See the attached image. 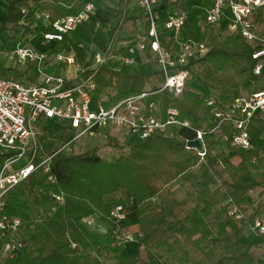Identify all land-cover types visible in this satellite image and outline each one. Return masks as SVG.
I'll return each mask as SVG.
<instances>
[{"label": "trees", "instance_id": "obj_1", "mask_svg": "<svg viewBox=\"0 0 264 264\" xmlns=\"http://www.w3.org/2000/svg\"><path fill=\"white\" fill-rule=\"evenodd\" d=\"M7 1V17L0 33L8 32L11 36L19 29L20 35L14 37L19 42L33 32L31 26L38 11L53 22L77 13L87 0ZM186 1L155 0L151 8L161 22L176 10H185ZM141 19L145 21L148 35L150 20L144 9L138 16L116 10L107 39L93 37L91 44L104 53L114 45L112 54L120 53L126 58L127 49H116V46L120 42L141 39ZM28 20L31 21L27 26L21 23ZM254 24L257 34L264 39V8L256 10ZM224 32L225 28L218 24L203 27L200 41L209 47V53L190 60L187 67L191 76L178 97H172L157 85L165 81L159 70L129 74L100 66L78 75L77 78L92 76L97 85L94 96L107 99L105 105L146 89L157 91L154 99L163 113L170 106L177 107L181 120L188 118L194 129L206 132V155L202 158L197 148L186 147V140L196 136L194 130L172 127L168 135L129 140L128 151L119 148L120 152L109 159L99 156L96 150L58 157L51 169L64 193L63 203L58 204L38 193L51 186L41 172L33 173L5 196L2 216L21 217L24 220L21 234L27 241L5 264H107L106 261L113 264H255L227 207L231 201L243 212L250 191L262 187L260 195H264L262 183L248 166V159L258 157L259 152L235 148L230 153L213 152L212 147L231 130L223 127L214 131L213 114L203 96L210 94L211 85L220 82L216 104L225 109L240 96L241 89L248 90L260 77L254 74L253 46L237 33L225 35ZM159 41L163 48L176 54L186 39L163 29ZM8 50L6 46L2 49ZM14 70L0 62L1 75ZM228 70L236 71L242 80H220L219 74ZM25 72L32 82L38 78L33 64H28ZM110 140L111 144L119 146L116 140ZM237 156L240 161L234 163ZM6 158V154L0 153V166ZM123 189L132 196L131 210L136 213L141 235L137 244L145 250L146 261L127 254L124 244H120L112 232H99L82 223L90 216L107 219L115 206L126 205L125 199L118 197ZM255 216H264V204L257 205ZM72 244L83 252L69 254ZM2 245L0 237V250Z\"/></svg>", "mask_w": 264, "mask_h": 264}, {"label": "built area", "instance_id": "obj_2", "mask_svg": "<svg viewBox=\"0 0 264 264\" xmlns=\"http://www.w3.org/2000/svg\"><path fill=\"white\" fill-rule=\"evenodd\" d=\"M95 2L96 0H87L77 13L53 22L46 14L36 16L31 26L33 32L17 41L8 51H2L6 45L0 42V58L12 61V66L33 64L38 72V78L34 82L0 74V153L7 155L0 166V237L3 240L0 264H5L27 245L26 238L21 234L24 220L21 217L2 216L6 194L33 173L41 172L51 186L46 190H39L38 193L58 204L63 203L64 193L57 177L52 173V163L63 156L65 150L78 139L85 136L95 137L107 130L111 137L121 136L131 141L149 140L171 134L172 127H186L194 130L196 134L193 139L186 140V147L190 148L187 145L189 141L199 139L202 141L203 151L198 152L202 158L206 155V132L194 129L188 118L181 120L177 107L170 106L163 113L154 99L157 91L146 89L140 94L105 105L107 99L94 96L97 85L92 76L81 75L77 78L87 70L106 66L108 59L113 56L112 51H97L92 59V66L80 69L74 76L49 70L58 63L75 65L74 56L65 55V50L41 49L32 45V42L35 39L45 45L64 42L66 35L74 32L95 12ZM154 2L155 0H138L141 8L148 14L150 30L141 39L142 42L129 46L128 51L134 52L137 44L142 50L149 46L156 54L160 72L165 79L159 85L160 89L172 97H178L183 93L191 76V70L187 67L190 60L204 57L208 49L200 39L191 38L186 39L176 54L163 48L159 41L161 31L169 29L179 37L186 24L188 12L177 10L160 22L159 16L151 8ZM259 8H264V0H211L205 8L203 20L207 25L223 26L230 34H239L247 44L253 46L252 57L256 60L254 74L262 78L264 39L257 34L254 24V16ZM30 21L21 23L27 26ZM130 62L132 61L129 58L126 59L127 64ZM5 66L9 67V64ZM203 98L206 107L213 114L216 124L214 131L223 127L231 130L229 135H222L221 141L243 152L258 150L259 155L253 157V161L264 163V87L249 95L238 96L225 109L217 106L215 96L206 93ZM50 124L60 128L61 132L70 133V138L58 150L48 153L44 150L40 137ZM257 140L262 145L256 144ZM227 210L228 215L234 219L244 216L231 201ZM128 213V207L119 204L111 210L107 218L112 224L111 232L120 244L138 243L141 237L140 234L133 235L123 230L122 224L127 221ZM97 220L99 219L95 216H90L84 218L82 223L93 228ZM252 226L259 234L264 235V218L253 217ZM70 248L76 250L78 246L72 244Z\"/></svg>", "mask_w": 264, "mask_h": 264}, {"label": "rangeland", "instance_id": "obj_3", "mask_svg": "<svg viewBox=\"0 0 264 264\" xmlns=\"http://www.w3.org/2000/svg\"><path fill=\"white\" fill-rule=\"evenodd\" d=\"M205 1V0H190L189 4H194L196 6V4H200ZM97 2V1H96ZM137 2V6L141 7L138 3V0H136ZM132 4V2H130ZM199 5V6H200ZM128 6V5H126ZM132 6V5H131ZM139 7H135V10L133 11L132 15L133 16H138L142 10V8ZM177 11V10H176ZM195 13H197V11L195 10ZM6 12H4V15L2 17V20L0 19V28L2 27L5 19H6ZM200 17V16H199ZM204 17V16H203ZM141 24H140V30H145V21L144 19L140 20ZM189 23H187V25L184 27V33L181 36L184 39H189L193 38V40H199V35L197 34L199 32L198 28H195V26L193 25L194 29L192 28V30H197V32L193 35H191L187 28H189V24H190V20L188 21ZM199 25L200 27L203 29V27L206 25L204 20H200L199 21ZM83 24L81 26L78 27V30H75L74 32H72L71 34L66 35V42H67V50L64 52L65 55H70V56H74L75 58V65H71L73 70L72 72L74 73H70L69 76H74L75 74H78L80 72V69L82 68H89L92 66V59L94 57V55L96 54L97 51H99V49L97 48L96 45H91L92 39L93 37L98 38L99 40H106L107 39V33L105 30V28L99 27L96 31V33L92 34V33H88L86 30H82ZM162 28V27H161ZM259 29H262L261 27H259ZM191 30V31H192ZM225 35H229L228 32H224ZM20 35V30L17 29L15 30V32L13 33V35H9L8 32H2L0 33V42L2 44H5L6 47L10 48L12 47L14 44H16L17 39H15L14 37L19 36ZM32 45L35 46V40L32 42ZM64 45V44H63ZM61 45V46H63ZM127 45H131L130 43H128ZM123 44L120 43L118 44L117 47H122ZM137 47V45H135ZM207 46V45H206ZM65 47V46H64ZM60 48V47H59ZM114 46L111 47V50L109 51V53L113 50ZM208 52L209 53V47L207 46ZM206 54V55H207ZM205 55V56H206ZM204 56V57H205ZM130 61H133L134 59V64H130L132 62H130V65H125L123 67V71L127 72L129 74H134L137 72L143 73L145 71H147L145 68H143L141 71L138 70V63L140 62L137 54L133 55L132 53L129 56ZM153 60L156 62L154 63L157 67H158V62H157V58H156V54H153ZM3 60V58H0V62ZM109 63L110 65L112 63H114L115 59H113V57L109 58ZM5 64H10V65H14V63L12 61L9 60H5ZM19 66V64H18ZM112 67V66H110ZM159 68V67H158ZM65 70L67 71L68 69L65 67ZM149 71V70H148ZM145 73H151V71L149 72H145ZM220 80H226L228 82H232V81H237L240 82L242 80V78L237 74L236 71L234 70H228L226 72L220 73L219 77ZM25 79V78H24ZM220 84V82H218L216 85H211L210 88V94L213 96H217L218 95V85ZM264 87V76L261 78H259L255 83H251L250 87L248 90L246 89H241L240 90V94L239 95H249L251 94V92H255L258 90H261ZM70 138V133L68 132H61L60 128H57V126H55L54 124H50L49 128H46L44 130V134H42V136L40 137L42 144H43V148L46 152L50 153L53 151L58 150L60 147H62ZM110 138H113L114 140H116L119 144V146H114L113 144H111V140ZM128 143L129 140L119 136V137H111V135L107 132V130H104L103 133L101 135L95 136V137H82L80 139H78L76 142H74L67 150H65V153L63 154V156L65 157H69L72 154H80V153H85V152H89L92 150H96L97 154L99 156H101L102 158H106L109 159L111 158V156L113 155H117L120 151V149H123L124 151H128ZM256 144H260L262 145V142L260 140L256 141ZM233 148L230 146L229 143H224L221 140H219L213 147L212 150L213 152H220V151H225L227 153H230L231 150ZM234 163H238L240 161V157L237 156L233 159ZM248 166L251 170V173L253 174V176L260 182L262 183L263 187H264V163L262 161H253V158H249L248 159ZM262 191V187H259L255 190H252L248 193L247 195V202L245 203V209L243 210V217L240 219H233V221L235 222L236 225V229L238 231L242 232V240L244 242L247 243L248 245V249L250 251V253L253 255L254 259H255V264H264V235L259 234L252 226V221H253V217L255 216V210L256 207L259 203L264 204V195H260V192ZM118 197L120 198H124L126 201V205L128 206V211L129 213L131 212L132 209V196L131 194L126 191V190H121V192L118 194ZM128 213V216H129ZM264 218V216L262 217ZM107 220V219H106ZM112 225V224H111ZM93 229V228H91ZM94 229L96 230H101L102 227L100 226V221H96L94 224ZM103 230V229H102ZM133 234V233H131ZM136 235V234H133ZM124 247L127 251L128 254H133L135 257L138 253V247L136 244L134 243H128V244H124ZM81 252H83L82 248H77L76 250H72V249H68V253L69 254H80ZM140 255L142 259H144L145 261L147 260V254L145 252V250L143 249V247L141 248L140 251ZM107 264H113V261H106Z\"/></svg>", "mask_w": 264, "mask_h": 264}, {"label": "crops", "instance_id": "obj_4", "mask_svg": "<svg viewBox=\"0 0 264 264\" xmlns=\"http://www.w3.org/2000/svg\"><path fill=\"white\" fill-rule=\"evenodd\" d=\"M96 1L97 2H95L96 3L95 12L91 16H89V18L86 20V22L83 24V26L81 28L82 30H86L88 33L90 32L92 34L96 33L97 29L99 27H102V26H103V28H105V30L108 31V29H109V27L111 25V22H112V15H113V13L116 10H120L121 12H124V11L128 12L129 16H133L132 13L135 10V7H139V6H137L136 0H129L128 2H126V4L122 0H96ZM189 1L190 0L186 1V6H185V10L188 12V18H187L185 26L187 25V23H189L188 21L190 20V24H189L190 27L187 28L188 32L191 35H193V34H195L197 32V30H192V28L194 29V27H193V25H194L195 28L199 29V32L197 34L199 35L198 39H200L202 28L199 25L200 24L199 21L203 19L205 8L210 4L211 0H205V1H203L201 3V5L200 4H196V6L194 4H189ZM130 2H132V4ZM8 4L9 3H8L7 0H0V19L1 20H2V17L4 15V12H6V14H7ZM126 5H128V6H126ZM139 8H141V7H139ZM195 10L197 11V13H195ZM41 14H44V13L38 11L36 13L35 17L39 16ZM140 24H141V22H140ZM184 27H183L180 35H179V38H182L181 36L184 33V31H183ZM139 28H140V26H139ZM76 30H78V28ZM107 31H106V33H107ZM141 32H142V36H141V39H142L146 35V29L145 30H141ZM141 39H134L132 41L120 42V43L123 44L122 47H125L127 49V57L125 58L120 53H116L115 55L111 56V57H113V59H115L114 63H112L110 65V63H109L110 60L108 59L106 66L111 68V69H113V70L123 71V67L125 65H127L126 59H128L130 54L132 53L133 55L137 54V57H138V59L140 61L138 63V70L139 71H141L143 68H145L147 70L145 72H149V71L152 72L154 70H159L160 71V68H158L159 65L157 67L154 64L156 62V60L154 61L152 57H153V54H155V53L150 50L149 46H147V48L142 50V49H140L138 47V44H137V47L134 46L135 47L134 52H129L128 51V47H129V45H127L128 43L133 45L135 43L142 42ZM182 39H184V38H182ZM191 39H193V38H191ZM61 45H63V46H61ZM35 46H39L41 49L54 48V49H57V50H65V51L68 48L67 47L68 45H67V42H66V36H65L64 42H62V43H51V44H47V45L42 44L40 40L35 39ZM117 46H118V44H117ZM117 46H116V49L122 48V47H117ZM1 62L5 63L4 60H2ZM134 63L135 62H134V59H133L132 63H130V64H134ZM130 64L128 63V65H130ZM110 66H112V67H110ZM9 67H12L15 70L12 71V72H9L7 75H11V76L16 77V78H18V79H20L22 81H25V82L30 81L28 79V73L25 72L27 70V68H28V64L27 65L19 64V66L18 65L12 66V65L9 64ZM65 67L68 69L67 71L65 70ZM49 70H51V71H53V72H55L57 74H63V75H66V74L70 75V73L71 74L74 73V72H72V71H74L72 66L71 65H67L65 63L55 64V66L50 68ZM145 72H143V73H145ZM157 85H160V84L157 83ZM97 221H100V226L102 227L103 230L102 229L101 230H99V229L96 230V229H94V226H93L94 230L99 231V232H103V233H108V232L112 231V225H111V223L108 220L100 218ZM122 227H123V230L128 232V233L138 234L139 233V226H138V218L136 216V213H134L131 210V212L129 213L127 221L122 224ZM128 243H134V244L137 245L138 253L136 255V258L139 257V259L141 261H145L144 259L141 258V256H139L141 254L140 251H141L142 247L139 246L136 242H127L125 244H128ZM123 247H124V245H123ZM124 251L127 253L125 247H124ZM131 255L134 256L133 254H131Z\"/></svg>", "mask_w": 264, "mask_h": 264}, {"label": "water", "instance_id": "obj_5", "mask_svg": "<svg viewBox=\"0 0 264 264\" xmlns=\"http://www.w3.org/2000/svg\"><path fill=\"white\" fill-rule=\"evenodd\" d=\"M187 145L190 148H197L199 151H203V144L202 141L197 139V140H192L187 143Z\"/></svg>", "mask_w": 264, "mask_h": 264}]
</instances>
